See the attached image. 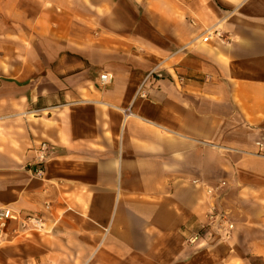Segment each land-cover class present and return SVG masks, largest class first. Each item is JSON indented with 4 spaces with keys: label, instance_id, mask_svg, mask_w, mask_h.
<instances>
[{
    "label": "crops",
    "instance_id": "crops-1",
    "mask_svg": "<svg viewBox=\"0 0 264 264\" xmlns=\"http://www.w3.org/2000/svg\"><path fill=\"white\" fill-rule=\"evenodd\" d=\"M257 141L264 0H0V264H264Z\"/></svg>",
    "mask_w": 264,
    "mask_h": 264
},
{
    "label": "built area",
    "instance_id": "built-area-1",
    "mask_svg": "<svg viewBox=\"0 0 264 264\" xmlns=\"http://www.w3.org/2000/svg\"><path fill=\"white\" fill-rule=\"evenodd\" d=\"M221 38L218 30L207 31L201 40L206 42L211 38ZM157 77H161L159 72H153ZM113 77L110 73L104 72L99 75V83L101 86H106L111 83ZM181 80V79H180ZM147 97V89L142 85L137 93L136 98L145 99ZM128 115H131L130 111H126ZM256 154L264 157V142L257 141ZM35 150L34 163L28 165L27 172L36 178H42L44 176V164L48 157L50 144L47 141L40 142ZM224 184V182H221ZM211 188H207L208 194L212 193ZM207 222L195 227L184 238V242L189 246H194L197 243L203 241L207 236L218 235L221 239H228L231 231L233 230V223L228 220L226 213L211 211L208 213ZM9 221L18 222L21 230H40L43 227L41 220L37 217H20L18 212L8 206H0V240L4 239L5 230Z\"/></svg>",
    "mask_w": 264,
    "mask_h": 264
},
{
    "label": "rangeland",
    "instance_id": "rangeland-1",
    "mask_svg": "<svg viewBox=\"0 0 264 264\" xmlns=\"http://www.w3.org/2000/svg\"><path fill=\"white\" fill-rule=\"evenodd\" d=\"M36 231V230H35ZM5 242V239H1L0 240V244L4 243Z\"/></svg>",
    "mask_w": 264,
    "mask_h": 264
}]
</instances>
